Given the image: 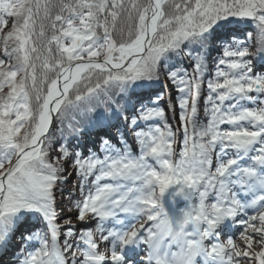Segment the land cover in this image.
<instances>
[{
	"label": "snow or ice",
	"instance_id": "obj_1",
	"mask_svg": "<svg viewBox=\"0 0 264 264\" xmlns=\"http://www.w3.org/2000/svg\"><path fill=\"white\" fill-rule=\"evenodd\" d=\"M241 24L254 25V52ZM0 41V249L18 234L16 264H137L142 246L141 264H264V72L252 59L264 62V0H0ZM161 79L176 89L175 129L160 95L139 94ZM69 110L84 123L66 131ZM92 126L116 128L122 147L70 152ZM69 160L79 232L56 209ZM166 193L186 206L167 211ZM32 218L44 230L20 231ZM229 222L242 231L222 241Z\"/></svg>",
	"mask_w": 264,
	"mask_h": 264
},
{
	"label": "trees",
	"instance_id": "obj_2",
	"mask_svg": "<svg viewBox=\"0 0 264 264\" xmlns=\"http://www.w3.org/2000/svg\"><path fill=\"white\" fill-rule=\"evenodd\" d=\"M240 29H248L249 32L252 33V40L249 41L250 45V51H255L254 47V41H255V28L254 25H239ZM247 32L243 34L241 38H246ZM3 49V42L0 41V52H2ZM220 56V52L218 51H212L208 58V63L210 65L209 73L205 76V83L202 85V97L203 95H206L207 89H206V83L207 80L210 78L211 74L214 73V64L215 61ZM252 59L255 61L254 68L257 74H260L261 72H264V62L259 61L255 56L252 57ZM189 62L187 60L184 61V65L188 66ZM189 71H191V68H189ZM148 92H153L155 94H158L162 97L161 103L158 105L161 108H164L166 111V115L168 117L169 123L173 127V129L177 128L179 125V110L177 109L176 112V118L173 119V112L169 109L168 105L169 103H175L176 101V89L174 86L171 85L170 82H166L165 80L161 79L159 83L154 84L153 88L148 90H142L140 95H143ZM253 95H255L253 93ZM145 103H147V100L145 99ZM199 117L202 123H206L207 118L204 116L203 112V99L199 101ZM139 105H137V108ZM78 121H81L84 123L82 117L79 115L78 112H74L73 110H69L66 115L63 118V127L67 131V127L69 124L75 125ZM113 123L117 124L118 127H120V131L125 134V139L127 140L128 144L132 146V150L134 153H138V147L134 142L132 133L128 130L126 126H124L123 120L121 119L119 122L113 121ZM156 123H162L159 121L153 122V124ZM56 127H61L60 123L57 122ZM142 128H146L147 125L141 124ZM227 127V126H222ZM111 138V142L116 144L117 146H121L119 141V136L117 134L116 128H108L107 126H92L88 127L87 131L84 132L83 135L70 137V143L68 144V148L70 152H80L82 156L87 157L90 154H99L102 155L100 152V147L103 139ZM182 134L178 136V144H177V152L179 151L180 143H182ZM252 162L250 160H243L241 161V167H246L250 165ZM153 164L155 166V162L153 161ZM65 169H66V175H67V181L64 185L61 186L60 189L56 190V209L58 213V217H60L61 213L63 214L64 218L70 217L72 219V222H79L75 219L76 215V209L75 204L77 201L81 199V192L78 186V180L79 178L76 176L75 171L72 166L71 160L67 161L65 163ZM214 199V198H212ZM212 199L209 200V202H212ZM60 203L63 209L61 212V209L58 208V204ZM58 223L61 224L63 228V218L58 219ZM34 226V227H33ZM90 227H94V223L91 225H88ZM44 224L42 222H37L34 218L30 219L28 224H25L20 231H24L25 229L31 228L32 231L35 230H44ZM81 227L77 228V232H79V229ZM20 237L17 234V236L13 239L12 245L9 246L6 249H0V264H16V257L20 252ZM38 246V245H37Z\"/></svg>",
	"mask_w": 264,
	"mask_h": 264
},
{
	"label": "rangeland",
	"instance_id": "obj_3",
	"mask_svg": "<svg viewBox=\"0 0 264 264\" xmlns=\"http://www.w3.org/2000/svg\"><path fill=\"white\" fill-rule=\"evenodd\" d=\"M250 198H251V197L249 196L248 199H250ZM162 203H163V202H162ZM163 205H164V204H163ZM164 206H165V205H164ZM185 206H186V202L183 201V200H179L178 203H177V205L174 206V208H172V210H174V209H175V210H178V209L183 208V207H185ZM62 207H63V206H61L60 203H59V204H58V208L61 209V212L63 211ZM165 209H166V207H165ZM250 214H255V213H254V212H250ZM128 222H130V223H135L136 226L138 227L139 224H140V223H143L144 221H143V220H140V221H133V220L131 219V217H128ZM72 223H73L74 225H76V227H83V226H84V225H82L80 222H72ZM109 226H111V225H109ZM240 231H242V228H240L239 225L231 226V222H229V228H228V230H225V233H226V236H227V237H225V239H223V241H226V239L228 238L229 235H231V236H233L234 238L238 239V238H239V232H240ZM173 250H175V248H173ZM99 251H100L101 253H104V252H106V248L103 247V246H101V247L99 248ZM146 258H147V252H146L144 246H142V247L137 251V254L135 255V257H133V259H135V261H136L137 263L145 261Z\"/></svg>",
	"mask_w": 264,
	"mask_h": 264
},
{
	"label": "bare ground",
	"instance_id": "obj_4",
	"mask_svg": "<svg viewBox=\"0 0 264 264\" xmlns=\"http://www.w3.org/2000/svg\"><path fill=\"white\" fill-rule=\"evenodd\" d=\"M169 192H171V190H169ZM179 200H183V199L180 198V197H175L174 198V206L177 205V203H178ZM163 204L165 205L167 211H169V212L173 211L172 210V208H173L172 200L170 199L169 193H166L164 195V197H163ZM144 262H146V261H144ZM137 264H141V263H137Z\"/></svg>",
	"mask_w": 264,
	"mask_h": 264
}]
</instances>
